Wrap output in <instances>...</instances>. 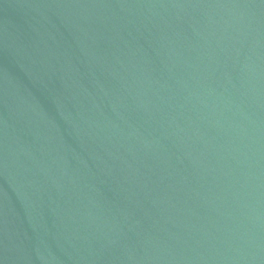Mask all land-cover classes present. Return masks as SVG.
<instances>
[{"label": "water", "instance_id": "obj_1", "mask_svg": "<svg viewBox=\"0 0 264 264\" xmlns=\"http://www.w3.org/2000/svg\"><path fill=\"white\" fill-rule=\"evenodd\" d=\"M0 264H264V0H0Z\"/></svg>", "mask_w": 264, "mask_h": 264}]
</instances>
